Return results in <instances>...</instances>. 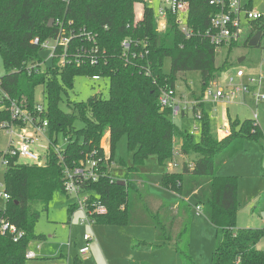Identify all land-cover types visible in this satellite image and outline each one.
Masks as SVG:
<instances>
[{"label":"trees","instance_id":"1","mask_svg":"<svg viewBox=\"0 0 264 264\" xmlns=\"http://www.w3.org/2000/svg\"><path fill=\"white\" fill-rule=\"evenodd\" d=\"M209 1L189 0L187 25L193 35L186 38L171 15L167 17L164 32H159L154 11L144 0H71L68 5L60 0H0V56L5 70L0 86L9 99L16 100L27 111L34 110L36 89L42 87L48 135L52 140L65 137L69 141L65 164L72 168L89 159L99 161V179L82 184L83 193H93L107 208L106 215L93 218V224L152 228L155 243L147 245L136 240L133 250L156 252L173 245L181 264H194L188 255L187 236L192 207H198L216 228L211 264H264V251L255 247L263 239L264 230L236 228V178L217 176L219 167L244 148L245 140L259 142L263 138L253 120L230 122L229 135L218 140L210 128L208 115L202 110L198 141L180 132L179 152L182 156L193 153L195 158L191 163L184 161L176 172L140 171L150 156H155L162 166L173 161L177 128L172 109L161 108V91L175 92L179 74L187 72L199 73L204 90L217 79L216 48L202 36L210 27V16L220 12ZM242 3L252 10L251 0ZM137 4L142 5L143 17L134 23ZM57 20L61 26L56 25ZM258 31L264 35L263 16L245 26L244 46ZM60 32L65 37L73 32L65 64L58 65L62 53L59 48L51 65L42 70L41 46ZM84 32L95 36L99 58L95 66L86 62L77 64L71 59L76 49L92 47ZM34 40H38L37 45L33 44ZM124 40L131 42L127 65L122 57ZM237 45L238 41L232 42L229 51ZM162 53H165L163 59L170 58L168 74L161 71ZM28 63L35 65L30 72ZM146 70L151 75L146 76ZM79 77L107 79L108 98L96 95L85 102L68 103L71 112L66 113L60 106ZM198 106L201 108V104ZM77 120L81 123L78 129L74 126ZM11 122L9 113L0 111V124ZM103 137L107 138L108 156L100 145ZM123 137L128 153L132 154V164L126 167L120 160L119 164L127 170L122 180H115L108 169L114 161L116 145ZM261 151L264 156L263 146ZM94 152L96 155L92 156ZM119 181L125 185L118 184ZM149 185L176 194L178 202L168 203L155 197L149 192ZM2 187L9 199L0 210V223L7 221L23 232V237L14 243L10 236L0 234V264H26L29 244L44 240L35 234L40 212H47L54 193L67 196L63 167L51 149L44 167L20 164L16 158H8ZM75 210L76 204L67 207L68 219ZM72 264L82 262L76 257Z\"/></svg>","mask_w":264,"mask_h":264},{"label":"rangeland","instance_id":"2","mask_svg":"<svg viewBox=\"0 0 264 264\" xmlns=\"http://www.w3.org/2000/svg\"><path fill=\"white\" fill-rule=\"evenodd\" d=\"M246 2L247 0H243ZM158 6V0L152 2V7ZM252 10L264 17V0H251ZM136 13L141 11V5L134 6ZM245 33L238 41V45L229 51L227 46L216 49L215 67L218 69L217 79L214 83L208 85L204 90L200 83V75L197 72H187L179 74L175 87V97L184 96L190 103L194 100H200L203 104L204 112L208 115L209 124L212 132L220 134L224 123L230 125V122L238 120H252L253 113L258 115V122L261 126L263 138L256 142L254 140H245L244 148L236 153L225 165L217 170L219 177H232L237 181V203L238 214L236 219L237 229H262L264 224V169L261 166L262 151L264 146V101L254 106L252 101V92L247 94H237L231 103L222 100L214 101L209 97L207 90L215 93L218 89L227 92L229 79L235 77L238 71L244 73L241 80L234 79V83H247L248 79H260V88L254 89L264 95V35L260 37L259 46H244ZM50 46L53 44L48 41ZM50 49L42 46L39 53L43 60L42 70L51 65ZM165 53L161 54V60ZM170 70L169 56L163 59L161 71L168 74ZM5 70L0 56V78L4 76ZM43 88L38 87L35 94V102L42 103ZM99 95L102 98H108V80L99 79L94 81L91 78L79 77L74 81V88L67 92L64 97L61 109L70 113L71 109L68 103L85 102L90 97ZM200 108V107H199ZM198 110V109H197ZM223 117V118H222ZM177 128L173 138V161L168 165H160L155 156L148 157L140 167L142 173L162 174L165 172L180 171L182 163L192 162L195 158L190 153L184 158L180 152L182 138L180 132L191 134L193 141L197 142L200 134L201 121L194 118L192 112H187L185 116L172 118ZM74 126L78 129L81 123L77 120ZM107 138L101 139L100 145L107 153ZM9 144L7 133L0 129V151L6 149ZM261 145V146H260ZM261 152L260 157L256 158V152ZM122 160L126 167L132 164V154L128 153L125 137L121 138L116 145L114 161L108 169L110 177L115 180H122L126 173V167L121 166ZM178 166L174 167L173 164ZM5 168L0 172V185H3V174ZM150 193L168 203L178 202L176 194L168 192L159 187H149ZM2 188L0 187V194ZM84 195L80 196V199ZM74 196H65L61 193H54L49 203L47 212H40L39 220L35 226V234L43 236L44 240H34L29 244L28 252L33 251L36 258L27 259L26 264H72L74 258L78 257L82 264H128L127 258H142L147 260L148 264H181V259L175 251L173 245L163 246L156 252L139 253L132 250L131 244L133 238L144 241L147 245H153L154 234L152 228L141 227H116L104 226L100 224L89 225L84 220L83 213L77 209L68 219L67 207L75 204ZM193 205V202L190 201ZM6 200L0 197V210L4 209ZM193 219L188 232V255L194 264H211L212 254L216 243V228L202 215H197L196 207H192ZM69 220V221H68ZM73 221L72 226H70ZM84 235L94 237V241L89 243V252L87 255L79 254L80 248L84 245ZM256 249L264 251V237L255 246ZM43 252H52L54 255L47 257ZM126 262V263H125Z\"/></svg>","mask_w":264,"mask_h":264},{"label":"built area","instance_id":"3","mask_svg":"<svg viewBox=\"0 0 264 264\" xmlns=\"http://www.w3.org/2000/svg\"><path fill=\"white\" fill-rule=\"evenodd\" d=\"M60 1L65 5H68L71 0ZM153 1L155 0H144L145 4L151 7L154 11L159 32H164L167 17L168 15H171L174 17L175 24L186 38H190L193 35L187 25L190 8L189 0H158V6L156 8L152 7ZM209 5L219 8L220 12L210 16V27L202 34V36L216 49L223 46L228 47L232 42L239 41L244 33L245 26L250 22L261 19L262 17V15L253 10H247L243 5L242 0H210ZM134 15V23L142 19V5L139 13H136L134 8ZM56 25L61 26V21L57 20ZM62 33L63 32H60L55 39L49 40L53 43L51 46L48 41L42 44L44 48L50 49V59L56 58L58 49L62 48V53L58 56V65L60 66L65 64L69 43L73 37V32L70 33V37L62 36ZM83 35L87 41L92 42V47L86 49L82 46L79 49H76L75 54L72 55L71 59L77 64L86 62L90 66H95L99 60L97 56L98 53L95 36L85 32ZM33 44L37 45L38 40H34ZM130 45L131 42L128 40H124L121 43L123 50L122 57L124 58L126 65L129 63L128 52L131 48ZM34 67L35 65L28 63L27 69L30 72ZM144 73L146 76L151 75L149 70H146ZM243 77L244 73L238 71L235 77L229 79L227 92L223 89H218L215 93L207 90L206 94L214 101L222 100L231 103L237 94H247L252 92V96L256 103L264 101V95L254 90L257 87L260 88V79L251 78L248 79L247 83H234L235 78L241 80ZM91 79L98 81L100 78L93 77ZM159 102L161 108L172 109V118L181 116L182 113L189 111L192 112L194 118L197 120H200L202 117L201 112L196 110L199 102L194 101L187 103L182 99H177L173 91H161ZM2 110L9 113L12 122L0 124V129L4 130L9 138L7 149L0 152V172L3 167L6 168L8 165V158H16L17 163L20 164L35 165L38 167H42V164H44V166H46L47 156L51 149L54 155H56L59 164L63 167L64 191L67 196H74L76 198L75 204L77 209H79L84 215L83 222L93 225V218L95 216L106 215L107 208L96 197V195L93 193L82 192V184L85 182H96L99 179L101 174V168L98 165L99 161L89 159L72 168H69L65 164L64 153L69 141L65 137L55 139L56 142L55 140L50 139L47 131L48 121L45 119L47 110L43 102L37 103L33 111H27L23 109L21 104L16 100L9 99L8 95L0 86V111ZM257 119L258 115L254 112L252 119L253 125H257ZM108 153L109 151H107V153L104 151L106 156H108ZM95 155V152L92 153V156ZM173 166L176 167L177 164L174 163ZM0 187L3 189L2 185H0ZM81 195H84L82 199H80ZM0 197L6 201L9 199V196L4 193L3 190ZM196 212L200 214V208L197 207ZM262 221L264 224V218ZM0 234L2 236H10L14 243L23 237V232L19 231L16 227L5 220H2L0 223ZM83 240L85 246L79 250L81 256L88 254L89 243L94 241V237L84 235ZM25 257L26 259H34L35 255L34 253L27 251Z\"/></svg>","mask_w":264,"mask_h":264},{"label":"crops","instance_id":"4","mask_svg":"<svg viewBox=\"0 0 264 264\" xmlns=\"http://www.w3.org/2000/svg\"><path fill=\"white\" fill-rule=\"evenodd\" d=\"M261 93V92H260ZM177 99H182V100H186V101H189L187 98H185L184 96H178V97H176ZM194 101H197V102H199L198 103V105L199 104H201V108H199V106L197 105V107H196V110L198 109V111H204V109H203V102L202 101H200V100H194ZM194 101H191V102H194ZM252 101H253V103H254V106H257V104H259V103H261V102H259V103H256L255 101H254V98H252ZM217 102V101H216ZM185 115H187V112H186V114H183V115H181V116H185ZM194 116V115H193ZM223 118V117H222ZM257 125L261 128V126H260V123L258 122V119H257ZM229 133H230V131H229V126L228 125H226L225 123H224V125H223V127H222V130H221V132H220V134L218 135V134H216V136H217V138H218V140H222L223 138H225V137H227L228 135H229ZM8 147V146H7ZM7 147H6V149H7ZM264 147V146H263ZM5 149V150H6ZM4 151V150H3ZM1 152V151H0ZM260 155H261V152L259 153L258 151L256 152V158L257 157H260ZM262 156V161H261V166L263 167L262 169H264V156L263 155H261ZM184 158H187L186 156H183ZM230 160V159H229ZM229 160L228 161H226L223 165H225L227 162H229ZM185 161V160H184ZM175 164H177V163H175ZM177 166H178V164H177ZM170 172V171H169ZM147 174V173H146ZM217 176H219L218 175V173H217ZM151 186H154V185H149V187H151ZM149 187H148V190H149V192H150V189H149ZM154 187H156L157 188V186H154ZM156 197V196H155ZM157 198H159V197H157ZM161 199V198H160ZM176 203V202H175ZM72 205V204H71ZM197 213V212H196ZM73 215V214H72ZM197 215H198V213H197ZM199 215H202L203 216V214L200 212V214ZM264 218V216H262V219ZM192 219H193V214H192ZM73 221H71V224H70V226H72V223ZM91 226V225H90ZM141 228H147V227H141ZM153 230V229H152ZM153 234H154V231H153ZM137 239H139L138 237L137 238H133L132 239V244H133V241H136ZM137 241H140V240H137ZM141 242H144V241H141ZM154 242H155V236H154ZM83 243H84V240H83ZM132 244H131V248H132ZM82 247H84V245L82 246ZM81 247V248H82ZM80 248V249H81ZM133 250V249H132ZM259 250V249H258ZM29 252H32V253H34L33 251H29ZM139 253H141V254H143V253H150V252H141V251H138ZM43 254H45L47 257H51L52 255H54V253H52V252H43ZM35 255V254H34ZM35 258H36V256H35ZM127 263L128 264H130L131 262H146V263H148L147 262V260H143L141 257L140 258H133V257H129V258H127ZM126 263V262H125Z\"/></svg>","mask_w":264,"mask_h":264},{"label":"water","instance_id":"5","mask_svg":"<svg viewBox=\"0 0 264 264\" xmlns=\"http://www.w3.org/2000/svg\"><path fill=\"white\" fill-rule=\"evenodd\" d=\"M53 23V21L51 20L50 21V24L49 26H51ZM260 37H261V32H256L253 37L250 39V41L248 42V45L250 47H256L259 43V40H260ZM44 166V164H42V167ZM118 184H121V185H125V183L123 181H119Z\"/></svg>","mask_w":264,"mask_h":264}]
</instances>
